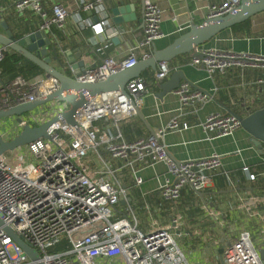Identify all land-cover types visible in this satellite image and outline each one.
<instances>
[{
  "label": "built area",
  "instance_id": "1",
  "mask_svg": "<svg viewBox=\"0 0 264 264\" xmlns=\"http://www.w3.org/2000/svg\"><path fill=\"white\" fill-rule=\"evenodd\" d=\"M105 1L80 0V4L85 11L99 12L104 10ZM240 1L209 2L207 18L226 14ZM46 2L15 0L13 7L18 12L31 10L38 14L41 19L39 30L49 34L51 26H64L70 9L61 2H53L49 6ZM141 6L142 28L124 57L108 53L113 36L106 32L108 20L88 21L96 35L106 34L95 48L102 59L77 76L78 80L101 81L151 56L154 41L164 36L160 29L163 10L157 0H142ZM97 26L99 32L96 31ZM8 50L0 45V61ZM189 63L203 68L210 75L225 73L232 67L259 68L263 75L256 82L264 84V54L261 53L198 45ZM75 73L71 69L69 74L74 76ZM169 73L168 63L158 62L154 72L156 84L164 81ZM58 86V81L48 74L31 80L18 75L7 84H0V109L44 98ZM125 90L133 102L121 91L99 93L79 111L76 125L56 121L46 129L48 138L40 137L13 149L10 159L6 152L0 155V264H98V261L103 264L112 261L116 264L186 263L176 241L181 224L180 214H176L168 225L160 226L153 222L147 230L139 227L129 205L125 212L116 215L120 201L127 202L119 174L124 168L128 169L135 183L139 184L142 178L138 171L161 162L166 168L163 181L158 185L163 201L177 204L186 187L195 193L202 191L208 184L207 173L221 166L222 155L213 152L203 157L175 160L168 155L161 140L167 131L187 128L188 124L179 121L178 116L188 105L208 102L210 94L195 89L190 82L183 80L173 90L178 98V114L153 133L125 140L119 132L113 134L112 127L102 128L96 123L108 118L114 123V130L118 131L119 121L137 115L141 94L149 92L145 78L129 80ZM65 108L66 105L53 106V116L59 115ZM46 120L48 118L44 119L38 113L27 118L20 117L17 124L20 128L38 126ZM198 125L210 132L212 138L230 136L241 127L236 114L218 111L208 113ZM6 133V126L0 122V140H6ZM89 154L95 159L86 163ZM241 170L249 180L258 176L247 165H243ZM262 204L264 196L252 190H246L238 197V207L248 216L262 220L264 226ZM209 213L215 217V213ZM4 226L28 244L38 259L31 260ZM56 246L60 248L55 249ZM222 258L225 264H264L248 231L240 232L235 240L224 246Z\"/></svg>",
  "mask_w": 264,
  "mask_h": 264
},
{
  "label": "crops",
  "instance_id": "2",
  "mask_svg": "<svg viewBox=\"0 0 264 264\" xmlns=\"http://www.w3.org/2000/svg\"><path fill=\"white\" fill-rule=\"evenodd\" d=\"M14 1L0 0V21L4 20L12 35L21 38L39 30V15L31 10L16 11L13 7ZM216 1L219 0H157L163 10L160 29L164 36L154 41L151 52L154 48L161 49L170 44L192 24L204 22L208 14L207 4ZM53 2L68 5L70 12L62 28L53 25L47 34L53 41L51 45L55 46L58 58L55 60L54 53L49 51L45 57H49L50 62L57 67L58 63H61L67 73H70L71 69L83 72L102 59V55L98 54L95 48L106 34L96 35L89 22L108 20L109 28L106 32H110L112 38L119 37L117 43L111 40L112 45L108 53L119 57L125 56L138 39L142 28L141 0H122L123 5L120 0H106L104 10L99 12L83 10L80 0H47L46 6ZM120 6L122 11L115 15L111 9ZM125 14H128V20L123 19ZM249 26L247 33L242 24L224 29L205 42L204 46L264 54V12L253 16ZM121 28L125 31H119ZM192 53L193 51L178 55L167 61L170 73L166 79L174 70H181L185 76L184 80L190 82L195 89L209 93L210 100L202 105L186 106L178 119L186 122L188 127L179 131H167L161 141L168 155L175 160L198 158L217 152L222 155V164L207 173L208 184L199 193L184 188L177 204H170L160 198L158 185L166 174L163 163L158 162L153 166L141 168L137 173L142 178L139 184L135 183L129 170L124 168L119 175L127 202L120 201L116 215L125 212L129 205L139 227L147 230L153 222L160 226L168 225L176 214H180L178 245L183 252L185 264H208L214 261L219 250L235 240L240 232H258L261 240L264 236L262 220L248 216L238 207V197L246 190L264 196V174H261L264 171V145L255 146L251 137L241 127L230 136L212 138L211 133L204 131L198 123L210 112H232L246 116L264 107V84L256 82L263 75L259 68L232 67L225 73L214 72L210 75L203 68L189 63ZM144 71L140 77L145 78L149 92L141 94L139 110L143 120L136 115L119 121L118 131L114 130V123L108 118L96 122L102 128L112 127L111 132H119L125 140L150 134V131L154 132L167 125L178 114V98L174 91L158 98L159 84L150 82ZM152 72L155 70L149 74ZM182 82L181 79L180 83ZM52 105L56 104L53 102L40 107L39 114L43 115L44 119L53 116L47 109ZM243 165L258 173L256 179H248L241 170ZM260 209L261 213H264V204ZM209 212L215 213V217ZM98 264L103 263L98 261Z\"/></svg>",
  "mask_w": 264,
  "mask_h": 264
},
{
  "label": "water",
  "instance_id": "3",
  "mask_svg": "<svg viewBox=\"0 0 264 264\" xmlns=\"http://www.w3.org/2000/svg\"><path fill=\"white\" fill-rule=\"evenodd\" d=\"M120 2L122 4V0H120ZM121 6L113 7L111 11L115 15H118V12L122 11ZM262 12H264V0H241L238 6L224 15L207 18L204 22L197 25L192 24L187 31L176 37L170 44L161 49L154 48L149 58L138 60L132 67L118 70L110 74L104 80L97 82L78 80L76 77L82 72H76L75 75L72 76L63 69L61 63H58V67L53 65L50 62L51 59L45 57V55L48 51L53 52V58L56 60L58 58L56 49L54 45H51V40L44 30H36L21 38H15L10 30H8V26L4 20L0 21L2 28L0 30V45L30 60L41 68L45 74L54 77L59 83L58 88L44 98H38L33 102L16 104L6 109H0V118L16 116V120L20 121V117L23 113L31 111L38 106L58 101H65L67 103L66 108L61 110L59 115L52 116V118L38 126L25 125L16 136L9 140L1 139L0 155L40 137L48 138L46 129L56 121L61 120L67 124L76 125L79 111L94 96L107 91H121L126 93L125 87L127 82L131 79L140 77L144 70H155L156 63L160 61L167 62L178 55L190 53L196 46L204 45L205 42L222 30L240 24ZM128 18V14L123 15V19L128 20ZM114 20L116 21L117 18H114ZM3 31H5V33H3ZM119 31L124 32L125 29L121 28ZM42 35L45 38H41ZM118 40V36L112 38L114 43H117ZM181 79H185L183 72L181 70H174L168 79L159 83L158 86L160 87V91L157 93V97L161 98L166 93L175 90L180 85ZM127 96L129 100L133 102V98L128 94ZM136 113L137 116L143 120V115L139 108H137ZM236 116L240 121L241 128L251 137L253 144L262 147L264 145V107L246 116H239L237 114ZM150 133L153 132L150 131ZM122 203H124V201H122ZM0 224H2L1 220ZM4 229L31 260L38 259L36 252L8 226H4ZM262 240H264V238ZM256 248L260 260L264 261V244ZM223 250L224 247L219 250L214 261L208 264H225L222 258ZM36 264L42 263L37 262Z\"/></svg>",
  "mask_w": 264,
  "mask_h": 264
},
{
  "label": "trees",
  "instance_id": "4",
  "mask_svg": "<svg viewBox=\"0 0 264 264\" xmlns=\"http://www.w3.org/2000/svg\"><path fill=\"white\" fill-rule=\"evenodd\" d=\"M251 19L252 18L240 23L245 27L246 33L249 32L250 30L249 25ZM44 74L45 72L41 68H39L36 64L26 59L25 57L21 56L20 54L16 52H12L10 50L4 53V56L0 61V82L2 84L9 83L12 79H14L18 75L22 76L26 80H31L35 77Z\"/></svg>",
  "mask_w": 264,
  "mask_h": 264
},
{
  "label": "rangeland",
  "instance_id": "5",
  "mask_svg": "<svg viewBox=\"0 0 264 264\" xmlns=\"http://www.w3.org/2000/svg\"><path fill=\"white\" fill-rule=\"evenodd\" d=\"M255 16H257V15H255ZM51 43H53V41H51ZM149 70L150 69H146L144 71V73L147 75V78H148V80L150 82H152V83L155 82L156 83V80L154 79V73L152 72L151 75L149 74L150 71H153V70L152 69L150 71ZM54 103L56 105H52L51 107H47L49 113L52 112V110H53L52 107L53 106L54 107H56V106H64V105L67 106V103L65 101H58V102H54ZM41 106H43V105H41ZM41 106H38L37 108H35V109L31 110V111L23 113L21 115V117L22 118H27L31 114H38L39 113V109H40ZM16 118H17L16 116H7V117L0 118V122H3L4 125L7 128V133L4 135V138L6 140H9V139L13 138L14 136H16L20 132L21 128L18 126V124H17L18 122H17ZM22 146H25V144H23ZM6 153H7V156H8L9 159L12 158V150H8V151H6ZM92 159L94 160L95 158L91 154H89L87 156V158L85 159V161H86V163H89L90 161H92ZM32 161L34 163H37L34 160H32ZM250 233H251V238H252V241H253L255 247H260L262 244H264L263 243L264 240L260 239L261 235L258 232L256 233V232H252L251 231ZM176 241H177V243H179V238L178 237H176ZM59 248H60L59 246L55 247V249H59Z\"/></svg>",
  "mask_w": 264,
  "mask_h": 264
},
{
  "label": "clouds",
  "instance_id": "6",
  "mask_svg": "<svg viewBox=\"0 0 264 264\" xmlns=\"http://www.w3.org/2000/svg\"><path fill=\"white\" fill-rule=\"evenodd\" d=\"M96 31H98V32L100 31V28H99V26H97V27H96Z\"/></svg>",
  "mask_w": 264,
  "mask_h": 264
},
{
  "label": "bare ground",
  "instance_id": "7",
  "mask_svg": "<svg viewBox=\"0 0 264 264\" xmlns=\"http://www.w3.org/2000/svg\"><path fill=\"white\" fill-rule=\"evenodd\" d=\"M41 38H45V37L42 35Z\"/></svg>",
  "mask_w": 264,
  "mask_h": 264
}]
</instances>
